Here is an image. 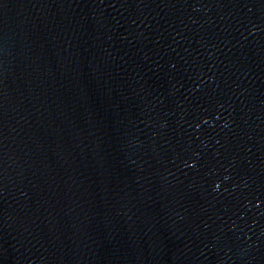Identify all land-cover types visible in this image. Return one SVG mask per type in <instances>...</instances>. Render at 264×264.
Here are the masks:
<instances>
[{"label": "water", "instance_id": "1", "mask_svg": "<svg viewBox=\"0 0 264 264\" xmlns=\"http://www.w3.org/2000/svg\"><path fill=\"white\" fill-rule=\"evenodd\" d=\"M0 264H264V0H0Z\"/></svg>", "mask_w": 264, "mask_h": 264}]
</instances>
